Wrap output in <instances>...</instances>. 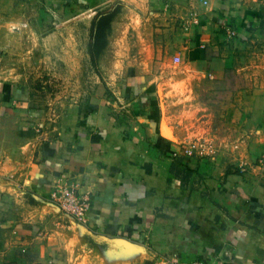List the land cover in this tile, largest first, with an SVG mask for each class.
Wrapping results in <instances>:
<instances>
[{
	"label": "crops",
	"instance_id": "1",
	"mask_svg": "<svg viewBox=\"0 0 264 264\" xmlns=\"http://www.w3.org/2000/svg\"><path fill=\"white\" fill-rule=\"evenodd\" d=\"M161 1L164 11L169 6L164 14L185 20L175 50L178 74L217 80L223 73L218 71L233 70L253 82L234 91L245 97L244 107H227L247 117L226 126L245 122L251 129L243 141L260 145L257 152L226 159L227 166H239L228 172L219 156L187 158L161 113L158 96L167 89L153 84L158 76L135 67L152 61L138 54L115 58L132 66L114 75V97L97 88L47 115L29 98L15 64L23 53L36 58L45 45L19 40L27 23L4 24L0 264H9L18 247L49 261L65 255L66 264H191L204 258L212 264H264V167L254 164L264 148V0ZM55 36L53 31L45 39L49 47H68ZM69 43L89 47L87 41ZM62 182L90 195L87 226L73 224L51 201L52 188Z\"/></svg>",
	"mask_w": 264,
	"mask_h": 264
},
{
	"label": "rangeland",
	"instance_id": "2",
	"mask_svg": "<svg viewBox=\"0 0 264 264\" xmlns=\"http://www.w3.org/2000/svg\"><path fill=\"white\" fill-rule=\"evenodd\" d=\"M162 3L161 0H0V69L7 66L3 58L6 55L3 25L23 26L27 23L29 27L23 29L24 35L19 40L29 42L33 38L47 47L43 46L41 50L34 48L37 50L36 58H24V53L17 55L20 59L19 63L18 60L15 62L19 82L24 85L31 101L51 116L72 100L93 96L97 88L105 89L107 97H114L119 83L114 75L132 66V63H117L115 58L120 54L141 55L142 59L152 61L135 67L141 68L143 75L158 76L153 84L159 83L158 87L163 84L167 89L166 95L158 96V102L165 124L166 121L169 123L167 132L171 140L179 143L183 153L184 149H191L190 154L184 153L189 159L208 160L216 155L220 166L225 165L224 172L229 168L237 170L239 166L227 164L243 154H255L260 145L243 141V136L248 135L251 129L245 122L241 128L226 126L231 121L241 123L246 116L244 111H228L227 107L230 103L237 107L244 105L245 97L236 95L234 91L253 82L242 80L233 70L218 71L223 72L221 78L218 77L220 80L189 77L183 72L178 74L181 62H175V50L181 43L178 37L182 38L185 33V20L181 21L178 15L164 14L169 6L165 5L164 11ZM53 31L58 43L67 42L68 47L65 44L58 48L48 46L45 39ZM71 41L80 42L83 46L87 41L89 47L87 51L74 49L69 43ZM166 43H169L167 51L164 50ZM90 45L99 49L95 62L91 58ZM24 50L34 54L30 52L33 48ZM50 51L56 52L54 56ZM101 52L102 57L99 56ZM161 73L162 78H159ZM145 79L143 83L147 82ZM263 149L254 162L258 167H261L259 159ZM226 159L231 162H226ZM60 211L73 224L82 226L72 216ZM14 249L9 254V262L4 263L66 264L65 255L59 254L58 259L49 261L36 257L29 248ZM77 258L81 262V257Z\"/></svg>",
	"mask_w": 264,
	"mask_h": 264
},
{
	"label": "built area",
	"instance_id": "3",
	"mask_svg": "<svg viewBox=\"0 0 264 264\" xmlns=\"http://www.w3.org/2000/svg\"><path fill=\"white\" fill-rule=\"evenodd\" d=\"M229 34L233 36L234 32L230 31ZM184 153L187 155L190 154L191 149H184ZM259 163L261 167H264V149L260 155ZM50 199L60 210L72 216L78 224L82 226L89 224L91 197L89 194L81 193L77 185L67 182L56 184L50 192ZM191 264H212V262L210 259L204 258L193 261Z\"/></svg>",
	"mask_w": 264,
	"mask_h": 264
},
{
	"label": "trees",
	"instance_id": "4",
	"mask_svg": "<svg viewBox=\"0 0 264 264\" xmlns=\"http://www.w3.org/2000/svg\"><path fill=\"white\" fill-rule=\"evenodd\" d=\"M90 53H91V58L95 62L97 59L99 49L97 47H94L93 45L90 46Z\"/></svg>",
	"mask_w": 264,
	"mask_h": 264
}]
</instances>
